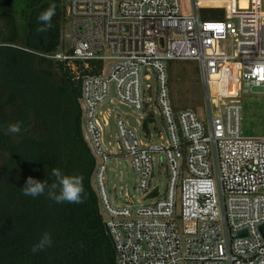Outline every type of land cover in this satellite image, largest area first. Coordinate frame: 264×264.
Instances as JSON below:
<instances>
[{"label":"built area","instance_id":"2783aa9c","mask_svg":"<svg viewBox=\"0 0 264 264\" xmlns=\"http://www.w3.org/2000/svg\"><path fill=\"white\" fill-rule=\"evenodd\" d=\"M247 1L242 10L241 0H65L66 46L39 55L63 63L80 83L83 135L96 159L95 191L115 264L264 260V137L243 135L241 101L256 88L264 93V0ZM204 9L224 14L204 19ZM171 61L198 62L202 115L175 107ZM144 69L153 72L154 91L143 88ZM111 95L144 113V128L158 108L163 143L145 142L117 116L116 145L108 149L111 116L101 109ZM121 156L131 161L138 196L124 186L109 190L108 164ZM157 163L167 174L163 192L153 183Z\"/></svg>","mask_w":264,"mask_h":264},{"label":"trees","instance_id":"16d2710c","mask_svg":"<svg viewBox=\"0 0 264 264\" xmlns=\"http://www.w3.org/2000/svg\"><path fill=\"white\" fill-rule=\"evenodd\" d=\"M52 4V27L37 34V17ZM223 14L202 10L204 19ZM64 23L65 0H0V264H115L93 185L96 159L83 135L80 83L63 63L39 56L58 51ZM38 72L56 89L36 83ZM17 122H22L20 133L5 135L7 126ZM52 168L83 178V203L48 198L55 181L47 174ZM30 176L48 180L44 195L22 194ZM44 233L51 234V247L33 253Z\"/></svg>","mask_w":264,"mask_h":264},{"label":"rangeland","instance_id":"374dc122","mask_svg":"<svg viewBox=\"0 0 264 264\" xmlns=\"http://www.w3.org/2000/svg\"><path fill=\"white\" fill-rule=\"evenodd\" d=\"M182 3L186 5L189 3V0H182ZM240 5L242 10L249 9L247 0H241ZM66 33L67 24L64 23L62 27V44L58 49L59 52H62L66 46ZM32 59L33 61L37 60L33 57ZM39 65H41L40 61L37 60L36 66L38 68H41V66ZM168 65L171 77L172 98L177 110L194 108L199 111L200 115H202L205 103V88L201 80V73L198 62L171 61ZM51 69L52 71H54L53 67ZM23 73H25V79H28L29 73L26 69H23ZM147 73L152 77L150 81L144 80V76ZM36 83L41 84V86L45 89H56L52 81L40 72L37 73ZM148 84L152 87V91H154L156 87V80L154 78L153 72L149 69H144L143 88L146 89ZM262 91V89L256 88L252 92H248L247 94H245L241 99L243 106L242 132L246 137L264 136V94H260V92ZM152 111L154 114V121L148 119V125L146 128H144L142 126V123L147 119L145 118V116H143L144 113H139L132 107L120 104L116 97L114 95H111L101 109V113L105 112L111 116L109 120L110 126L105 130L104 134V142L108 149H110L111 146L116 145L117 128L115 120L117 116L125 118L133 127H135L145 142L151 143L152 145H161L163 143L161 137H165L166 135L164 124L159 109L153 108ZM146 134L148 135L146 136ZM2 160L3 153L0 150V165L2 164ZM99 161L101 160L99 159ZM108 177V186L109 190L112 191V194L118 193L119 188L121 186H124L127 187L133 195H139L134 188V186L136 185L137 177L132 169L131 161L129 158L121 156L118 159H113L112 161H110V163L108 164ZM167 182V174L164 168L162 166H159L158 163L155 164L153 180L154 185H157L159 191L163 192L166 188ZM93 185L96 190L97 185L95 177ZM114 185L118 187L117 191L113 190ZM136 201H139V199H136ZM114 203L115 205H124V202L121 198L117 199L114 197Z\"/></svg>","mask_w":264,"mask_h":264},{"label":"clouds","instance_id":"9594fccd","mask_svg":"<svg viewBox=\"0 0 264 264\" xmlns=\"http://www.w3.org/2000/svg\"><path fill=\"white\" fill-rule=\"evenodd\" d=\"M56 14V5H50L45 11L41 12L37 17L38 24L41 26L36 28L37 34L47 32L52 27V18ZM22 122L9 124L4 130L5 135L20 133ZM49 177H54L55 181L50 185L48 198L58 204L62 203H83V178L81 176L64 175L59 168H52L51 172L47 173ZM46 187H49L48 180L39 181L33 177H28L21 192L26 197L37 198L44 195ZM59 188L57 193L56 189ZM52 237L50 233H44L39 242L32 247V252L36 253L44 250L46 247H51ZM264 264V260L260 261Z\"/></svg>","mask_w":264,"mask_h":264},{"label":"water","instance_id":"95a60500","mask_svg":"<svg viewBox=\"0 0 264 264\" xmlns=\"http://www.w3.org/2000/svg\"><path fill=\"white\" fill-rule=\"evenodd\" d=\"M261 231L264 233V226L261 227ZM245 235H246V233L243 232V233H240V234H234L233 236L237 237V236H245ZM114 260H115V257H114Z\"/></svg>","mask_w":264,"mask_h":264},{"label":"crops","instance_id":"0c3cea01","mask_svg":"<svg viewBox=\"0 0 264 264\" xmlns=\"http://www.w3.org/2000/svg\"><path fill=\"white\" fill-rule=\"evenodd\" d=\"M249 93H250V92H249ZM245 94H247V93H244L243 96H244ZM260 94H264V93H261V92H260ZM260 137H264V136H260Z\"/></svg>","mask_w":264,"mask_h":264}]
</instances>
